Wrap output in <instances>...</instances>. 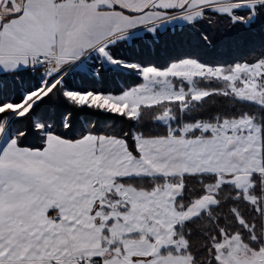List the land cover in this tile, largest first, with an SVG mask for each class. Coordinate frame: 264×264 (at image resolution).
Masks as SVG:
<instances>
[{"label":"snow or ice","instance_id":"snow-or-ice-1","mask_svg":"<svg viewBox=\"0 0 264 264\" xmlns=\"http://www.w3.org/2000/svg\"><path fill=\"white\" fill-rule=\"evenodd\" d=\"M0 264H264V0H0Z\"/></svg>","mask_w":264,"mask_h":264}]
</instances>
